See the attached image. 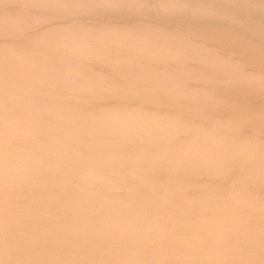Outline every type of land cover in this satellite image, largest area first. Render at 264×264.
I'll return each mask as SVG.
<instances>
[{"label":"rangeland","instance_id":"1","mask_svg":"<svg viewBox=\"0 0 264 264\" xmlns=\"http://www.w3.org/2000/svg\"><path fill=\"white\" fill-rule=\"evenodd\" d=\"M0 264H264V0H0Z\"/></svg>","mask_w":264,"mask_h":264}]
</instances>
